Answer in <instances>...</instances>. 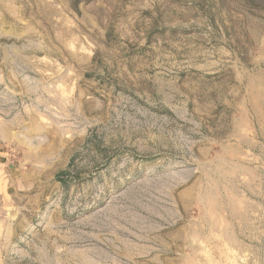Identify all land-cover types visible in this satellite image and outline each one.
Returning <instances> with one entry per match:
<instances>
[{"label": "rangeland", "instance_id": "1", "mask_svg": "<svg viewBox=\"0 0 264 264\" xmlns=\"http://www.w3.org/2000/svg\"><path fill=\"white\" fill-rule=\"evenodd\" d=\"M4 135L54 165L0 264H172L186 191L254 201L264 264V0H0Z\"/></svg>", "mask_w": 264, "mask_h": 264}, {"label": "crops", "instance_id": "2", "mask_svg": "<svg viewBox=\"0 0 264 264\" xmlns=\"http://www.w3.org/2000/svg\"><path fill=\"white\" fill-rule=\"evenodd\" d=\"M8 137L4 135L0 139L5 143L0 146V212L7 206L23 205L24 199L37 202L40 190L47 183L48 173L53 172L48 168L54 165L45 150L38 146L19 147L15 141L8 142L11 141ZM182 202L183 208L188 205L191 214L187 219L177 220L168 235L169 262L238 264L239 254L245 253L248 263L249 251L253 259L256 232L254 201L241 197L225 203L186 191ZM260 222L258 220L257 230L264 232ZM4 224L2 222L3 228ZM262 224L264 227V218Z\"/></svg>", "mask_w": 264, "mask_h": 264}]
</instances>
